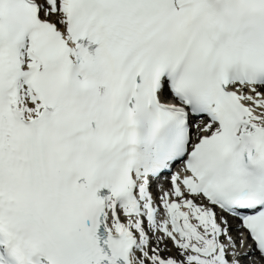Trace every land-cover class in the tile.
<instances>
[{
  "label": "snow or ice",
  "instance_id": "obj_1",
  "mask_svg": "<svg viewBox=\"0 0 264 264\" xmlns=\"http://www.w3.org/2000/svg\"><path fill=\"white\" fill-rule=\"evenodd\" d=\"M0 264H264V0H0Z\"/></svg>",
  "mask_w": 264,
  "mask_h": 264
}]
</instances>
